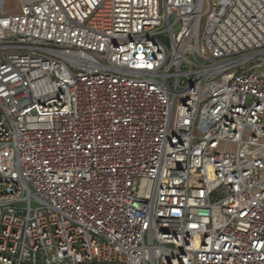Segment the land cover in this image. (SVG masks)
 Listing matches in <instances>:
<instances>
[{
  "label": "built area",
  "instance_id": "1",
  "mask_svg": "<svg viewBox=\"0 0 264 264\" xmlns=\"http://www.w3.org/2000/svg\"><path fill=\"white\" fill-rule=\"evenodd\" d=\"M4 2L0 264H264V0Z\"/></svg>",
  "mask_w": 264,
  "mask_h": 264
},
{
  "label": "rangeland",
  "instance_id": "2",
  "mask_svg": "<svg viewBox=\"0 0 264 264\" xmlns=\"http://www.w3.org/2000/svg\"><path fill=\"white\" fill-rule=\"evenodd\" d=\"M19 9H20L19 0H5L3 10L6 13H16L19 11ZM247 137L248 136L246 135V138ZM226 147L231 152H235L236 150V144L233 142H229ZM34 205L36 206V204Z\"/></svg>",
  "mask_w": 264,
  "mask_h": 264
}]
</instances>
